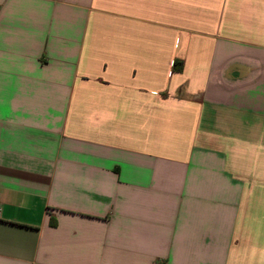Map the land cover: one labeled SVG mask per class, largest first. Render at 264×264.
Wrapping results in <instances>:
<instances>
[{
  "label": "crops",
  "instance_id": "1",
  "mask_svg": "<svg viewBox=\"0 0 264 264\" xmlns=\"http://www.w3.org/2000/svg\"><path fill=\"white\" fill-rule=\"evenodd\" d=\"M0 264H264V0H0Z\"/></svg>",
  "mask_w": 264,
  "mask_h": 264
},
{
  "label": "trees",
  "instance_id": "2",
  "mask_svg": "<svg viewBox=\"0 0 264 264\" xmlns=\"http://www.w3.org/2000/svg\"><path fill=\"white\" fill-rule=\"evenodd\" d=\"M175 64H176V62H174V64H173V70H178L176 67H175Z\"/></svg>",
  "mask_w": 264,
  "mask_h": 264
}]
</instances>
